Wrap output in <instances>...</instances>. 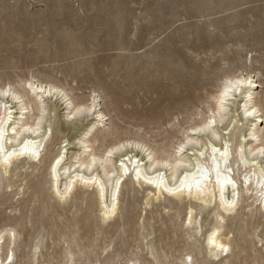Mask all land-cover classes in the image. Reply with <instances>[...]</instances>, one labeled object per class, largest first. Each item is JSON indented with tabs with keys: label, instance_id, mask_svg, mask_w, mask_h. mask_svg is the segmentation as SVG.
Here are the masks:
<instances>
[{
	"label": "bare ground",
	"instance_id": "bare-ground-1",
	"mask_svg": "<svg viewBox=\"0 0 264 264\" xmlns=\"http://www.w3.org/2000/svg\"><path fill=\"white\" fill-rule=\"evenodd\" d=\"M195 75L183 80L186 96L192 101L200 99L201 95L197 96L195 91L206 84L204 76ZM221 79L217 91L207 97L209 113L194 103L193 107L190 105V116L183 121L191 125L174 124L181 139L175 131L168 130L150 139L141 133L123 138L114 128L106 132L111 117L104 108L101 94L95 89L86 99L73 93V88L67 89L35 76L16 83H0V91L9 93L0 96V128L3 129L0 192L7 191L10 195L1 199L0 204L12 202L10 213L7 212L0 222V264H18L17 252L22 245L28 251L21 264H43L40 259L45 257L42 252L46 247L45 227L40 218L34 221V213L39 209L44 214L51 211L54 219L61 217L59 207L69 208L72 216H67L61 224L55 222L54 230L51 229L55 243L61 245L56 254L64 260L57 264H264L261 252L264 229L258 231L264 226V94L257 91L262 82L258 73L245 71ZM237 80L243 81L237 85L239 91H230L226 107L219 108V93L226 82ZM181 91L178 95L170 92L164 95L167 99H183L185 91L183 88ZM54 98L65 104L68 111L66 119L58 125ZM172 109L176 108L172 106ZM91 117L93 119L78 136L63 137L65 140L59 151L48 162V179L33 181L29 198H20L29 185L25 175L32 168L29 173L32 176L38 164L44 161L46 143L54 128L66 134L70 127L89 121ZM182 145L184 151L179 150ZM72 146H79V151H69ZM14 168L16 179L11 181ZM126 184L130 200L120 212ZM43 185L48 186L50 199L44 197ZM136 187L146 188L147 206L159 203L161 209L170 214L165 217L159 210L146 216L143 209L136 216L138 201L133 195ZM169 189L179 191L173 193ZM233 200L235 206L229 207ZM35 202L40 206L36 204V207ZM243 202L247 204L241 207ZM211 206L214 207L205 213L208 220L212 216L213 220L205 233L199 235V216ZM225 219L230 221L229 225L225 224ZM153 220L160 223L158 228ZM30 225L35 232L21 239L22 230ZM227 226L231 228L229 233H238L235 242L231 241V234H224ZM176 227L186 242L184 248H176L174 242H168L171 238H179ZM157 231L160 235L149 239ZM117 239H120V246L115 247ZM234 249L235 253L230 254ZM48 255V264H56L55 255Z\"/></svg>",
	"mask_w": 264,
	"mask_h": 264
},
{
	"label": "rangeland",
	"instance_id": "rangeland-1",
	"mask_svg": "<svg viewBox=\"0 0 264 264\" xmlns=\"http://www.w3.org/2000/svg\"><path fill=\"white\" fill-rule=\"evenodd\" d=\"M241 71L258 73L262 87L257 91L264 94V0H0V83H16L35 76L67 89L73 88V93L86 99L95 89L101 94L104 108L111 117V121H107L106 132L114 128L123 138L141 133L150 139L161 131L174 132V124L182 123L188 127L191 123L187 125L184 122L190 116L191 107L197 104L195 106L200 110L209 113L207 97L217 91L221 78ZM194 75L204 76L206 84L195 91L197 96H201L193 102L186 96L183 80ZM169 86L175 87L171 89ZM182 88L185 91L183 99H167L170 93L180 94ZM53 103L56 104L58 125L66 119L68 111L65 104L58 103L55 98ZM92 119L70 127L66 134H60L54 128L50 141L46 143L44 161L38 164L32 176L29 174L32 168L25 175L29 185L20 198H29L33 191L29 187L33 181L48 179V162L59 151L61 142L65 140L63 137L78 136ZM152 130L155 131L152 133ZM176 135L181 139V133L176 132ZM107 139L111 140L110 137ZM69 151L78 152L79 146H72ZM15 172L16 168L12 169L11 181L16 179ZM47 188L44 186V197L50 199ZM146 194L145 187H136L133 194L138 201L136 216L143 209L146 216L159 210L165 217L170 214L168 210L165 213L159 203L147 206ZM129 195V185L126 184L122 190L120 212L130 200ZM9 196V192L1 191L0 202ZM36 204L40 206L39 202ZM246 204L241 203V207ZM11 205L12 202L0 204V222L7 212L10 213ZM15 205L19 203L15 202ZM18 207L23 209V206ZM213 207H207L199 216V235L209 228L213 216L208 220L205 212ZM68 209L59 207L61 217H55L58 221L52 219L51 211L44 214L39 209V217L35 211L34 221L38 218L43 220L46 237V247L42 250L45 257L40 259V263L48 264V254L55 255L56 264L58 261L64 263L63 258L56 254L60 252L61 245L55 243V237L50 233L55 222L61 224L67 216H72ZM225 220L229 225L230 221ZM155 221L153 223L158 228L160 223ZM32 229L30 225L27 230H22L21 239L35 232ZM147 229L151 230L149 226ZM176 229L180 239L174 237L168 242H174L176 248H184L186 242L180 237L181 230ZM263 229L261 226L258 231ZM230 231L227 226L224 234ZM229 234L233 242L239 237L236 231ZM159 235L157 231L149 239ZM130 239L132 242L133 238ZM262 244L264 246V240ZM262 244L257 246L261 248ZM118 246L120 239L115 243V247ZM27 249L23 245L19 247L18 264L24 262ZM261 252L264 253V249L261 248Z\"/></svg>",
	"mask_w": 264,
	"mask_h": 264
},
{
	"label": "snow or ice",
	"instance_id": "snow-or-ice-1",
	"mask_svg": "<svg viewBox=\"0 0 264 264\" xmlns=\"http://www.w3.org/2000/svg\"><path fill=\"white\" fill-rule=\"evenodd\" d=\"M243 81L242 80H237L235 81V83H233L232 81H228L225 84V87L223 89V91H221L219 93V101H218V105L219 108H225L227 103H228V94L230 91H239V88L237 87V85L242 84ZM229 85H231V87H229ZM31 87V85H29ZM9 93L7 91H0V96H7ZM253 111H255V109H253ZM252 113H248V115H251ZM215 121H212V123H214ZM3 137V129L0 128V138ZM121 148L123 147V145L120 146ZM180 151H184V146L182 145L181 148L179 149ZM215 151V150H214ZM9 155H11V153H9ZM109 156L112 155V152L108 153ZM170 192L175 193L176 191H179V189H169ZM235 206V201L233 200L232 203L229 205V207H234ZM225 252L228 251L227 248L223 249ZM9 260H11V256H9Z\"/></svg>",
	"mask_w": 264,
	"mask_h": 264
}]
</instances>
